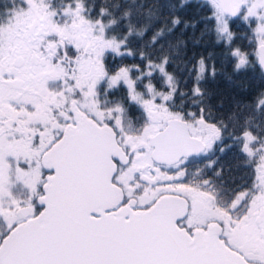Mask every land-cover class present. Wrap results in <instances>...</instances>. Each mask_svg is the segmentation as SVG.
<instances>
[{
  "label": "snow or ice",
  "instance_id": "obj_1",
  "mask_svg": "<svg viewBox=\"0 0 264 264\" xmlns=\"http://www.w3.org/2000/svg\"><path fill=\"white\" fill-rule=\"evenodd\" d=\"M188 6L0 0V264H264V91L214 115ZM202 10L264 77V0Z\"/></svg>",
  "mask_w": 264,
  "mask_h": 264
},
{
  "label": "trees",
  "instance_id": "obj_2",
  "mask_svg": "<svg viewBox=\"0 0 264 264\" xmlns=\"http://www.w3.org/2000/svg\"><path fill=\"white\" fill-rule=\"evenodd\" d=\"M152 2L176 3L177 0H152ZM203 3L204 0H190V6L178 13L183 21L189 25L195 24L196 27L186 28L184 24H181L174 30V37L185 41L187 57L195 55L198 59L201 55H212L210 63L215 64L217 75L214 79H208L206 87L212 93L211 103L214 105V115L224 117L233 109L234 101H243L245 104L253 103L259 92L264 91V77L259 68L242 70L240 73L234 72L232 62L223 55L224 47L216 42L214 32L207 31L212 26L201 22L210 15L206 10H202ZM197 4L201 7H197ZM162 26V24L157 25V27ZM230 27L237 36H244L247 32L246 26L239 22L230 24ZM151 35L152 33L148 32L145 38H150ZM235 46L243 47L248 51L252 50L248 40H237ZM126 62L135 63L136 61L129 58ZM227 159H232L231 153Z\"/></svg>",
  "mask_w": 264,
  "mask_h": 264
}]
</instances>
